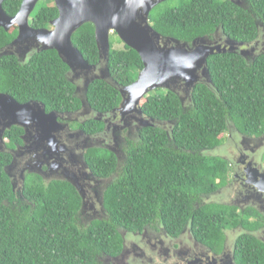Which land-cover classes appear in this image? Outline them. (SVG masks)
<instances>
[{
  "label": "trees",
  "instance_id": "1",
  "mask_svg": "<svg viewBox=\"0 0 264 264\" xmlns=\"http://www.w3.org/2000/svg\"><path fill=\"white\" fill-rule=\"evenodd\" d=\"M22 2L6 0L4 11L14 17ZM250 2L251 13L228 0H181L178 6L153 13L150 23L161 35L190 44L218 27L250 42L257 36L256 18L264 22V0ZM58 16L54 0H41L31 25L51 29ZM95 32L93 24H85L74 34L73 44L89 64L99 66ZM18 35L17 26L9 32L0 27V49ZM108 66L111 77L123 87L134 83L144 68L135 50L126 45L115 50L112 42ZM208 68L213 86L199 84L185 106L176 93L164 89L142 101V113L154 125L145 127L141 138L131 143L121 167L107 150L87 152L95 175L105 179L119 172L105 192L107 218L88 227L80 224L83 199L68 181L29 176L22 199L16 200L5 172L12 158L0 153V264H101V257L122 252V232L144 231L150 224L174 235L187 225L200 239L218 246L229 227L258 228V223L230 215L234 209L202 206L201 199L231 178L229 162L206 153L225 143L229 125L254 136L264 131V55L254 63L234 54L214 55ZM68 72L55 50L35 53L26 62L4 56L0 58V93L21 104L38 101L48 113L75 111L81 101ZM86 101L108 114L120 107L122 95L106 81L96 80L89 86ZM157 122L170 124V133ZM103 126L90 121L83 127L93 133ZM21 133L13 127L5 138L19 140ZM237 252L251 264H264V244L251 236L244 234L239 239Z\"/></svg>",
  "mask_w": 264,
  "mask_h": 264
},
{
  "label": "flooded vegetation",
  "instance_id": "2",
  "mask_svg": "<svg viewBox=\"0 0 264 264\" xmlns=\"http://www.w3.org/2000/svg\"><path fill=\"white\" fill-rule=\"evenodd\" d=\"M228 1L249 13L253 12L250 0ZM256 27L257 36L250 42L243 41L236 33H225L221 27L205 38L213 47L228 48L226 54H234L247 63H254L264 55V22L256 18ZM70 77L76 80V95L80 88L79 96L85 98L83 79L75 75ZM80 98L81 107L78 110L56 112L62 128L55 134L59 143V157H50V144L47 140L42 142L36 123L13 126L22 131L19 140L11 141L4 136L5 152L0 153L9 154L12 158L5 172L16 200L22 199L21 191L29 176L38 175L48 182L72 181L84 193L80 217L86 220L84 225L87 226L107 216L104 196L112 184H109L111 177L103 179L93 173L87 162V152L99 148L107 150L115 155L121 167L127 160V150L131 143L141 138L140 133L147 119L138 112L123 116L118 108L108 114L101 113L87 102L83 110ZM90 121L102 123L103 129L87 132L83 126ZM157 125L163 127L167 134L170 133V124L157 122ZM216 150H226L227 156L213 155ZM206 153L228 161L231 178L226 185L202 195V206L217 204L230 207L235 210L230 215L247 218L253 225L258 223V228L246 229L241 225L229 227L225 230L224 241L218 246L215 241L200 239L187 225L179 235H174L158 224H150L144 231L126 232L122 252L114 257H101V264H251L238 254L237 244L244 234L264 244V131L254 136L238 131L231 124L225 143ZM130 257L134 259L130 260Z\"/></svg>",
  "mask_w": 264,
  "mask_h": 264
},
{
  "label": "water",
  "instance_id": "3",
  "mask_svg": "<svg viewBox=\"0 0 264 264\" xmlns=\"http://www.w3.org/2000/svg\"><path fill=\"white\" fill-rule=\"evenodd\" d=\"M5 1L0 0V27L9 32L17 26L19 35L6 48L0 49V58L15 56L22 61L29 53H32V57L35 53L55 50L69 67L70 82L77 85L69 75L87 78L84 87L86 96L89 86L96 80L106 81L116 88L122 95L118 110L123 116L137 112L143 114L142 101L159 89L176 93L185 106L186 100L192 101L200 83L213 86L208 68L209 58L229 52L228 48L211 46L205 37H198L190 44L157 32L150 23V13L167 0H54L59 16L52 22V29H34L31 25V16L41 0H23L20 11L14 17L4 11ZM88 23L95 26L99 66L89 64L73 44L74 34ZM112 34L135 50L143 61L144 68L130 86H120L111 77L108 63ZM58 117V113H48L38 101L21 104L10 95L0 93V152H5L3 147L7 130L13 126L36 123L42 142L47 140L50 144V157H59V143L55 134L62 128ZM153 125L150 120L144 123V127ZM42 146L45 148L44 144ZM70 182L77 188L84 203L81 189Z\"/></svg>",
  "mask_w": 264,
  "mask_h": 264
},
{
  "label": "rangeland",
  "instance_id": "4",
  "mask_svg": "<svg viewBox=\"0 0 264 264\" xmlns=\"http://www.w3.org/2000/svg\"><path fill=\"white\" fill-rule=\"evenodd\" d=\"M181 2V0H167L165 3H162V4H160L159 6H157L156 8H154L152 11H151V13H150V17H149V20L151 19V15L154 13H157V12H159L162 8H164V7H174V6H177V5H179V3ZM37 8V7H36ZM31 18H32V16H31ZM151 21V20H150ZM110 42H112L113 43V45H114V49L115 50H121V49H123L124 48V44H123V42H121L117 37H115L113 34L112 35H110ZM31 54L32 53H29L28 55H30L31 56ZM30 56H28L26 59L28 60V58H30ZM27 60H22L21 62H26ZM71 76V75H70ZM80 78H82L83 79V84L86 86V84H87V78H84V77H80ZM75 79V78H74ZM84 86V87H85ZM79 94H80V91H78V96H79ZM79 98H80V96H79ZM81 100H82V104H84V106H83V110L85 109V107H86V91H85V98H80ZM188 101H190V99H188V100H186V102H185V105L188 103ZM231 125V124H230ZM226 139H228V134H227V137H226ZM120 145H121V147L122 148H124V144L121 142L120 143ZM217 154H220V155H223V156H227L226 155V150H220V151H215V154H213V155H217ZM123 164V163H122ZM121 164V165H122ZM118 175H119V172L116 174V175H114L113 177H111L110 178V183L109 184H111L117 177H118ZM112 181V182H111ZM80 188V187H79ZM81 189V188H80ZM82 191V190H81ZM82 193H83V191H82ZM83 195H84V193H83ZM107 217V216H106ZM105 217V218H106ZM104 218V219H105ZM86 220L85 219H83L82 217H81V220H80V224L82 225V226H85L84 225V222H85ZM89 225H90V223H89ZM89 225H87V226H89ZM86 226V227H87ZM122 234H123V237H124V239H125V235H126V232H122ZM134 258H132V257H130V260H133ZM136 260V259H135ZM138 260H141L142 261V259H138ZM141 264V263H140ZM143 264H146V262H143Z\"/></svg>",
  "mask_w": 264,
  "mask_h": 264
}]
</instances>
